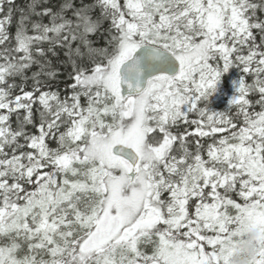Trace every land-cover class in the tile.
<instances>
[{
  "label": "snow or ice",
  "instance_id": "1",
  "mask_svg": "<svg viewBox=\"0 0 264 264\" xmlns=\"http://www.w3.org/2000/svg\"><path fill=\"white\" fill-rule=\"evenodd\" d=\"M250 232L264 264V0H0V264H233Z\"/></svg>",
  "mask_w": 264,
  "mask_h": 264
},
{
  "label": "clouds",
  "instance_id": "2",
  "mask_svg": "<svg viewBox=\"0 0 264 264\" xmlns=\"http://www.w3.org/2000/svg\"><path fill=\"white\" fill-rule=\"evenodd\" d=\"M256 233L250 232L243 244H241L240 249L237 251L233 258V264H251V259L253 258L255 252V240Z\"/></svg>",
  "mask_w": 264,
  "mask_h": 264
},
{
  "label": "trees",
  "instance_id": "3",
  "mask_svg": "<svg viewBox=\"0 0 264 264\" xmlns=\"http://www.w3.org/2000/svg\"><path fill=\"white\" fill-rule=\"evenodd\" d=\"M233 78H235V74H233ZM215 104L217 106H222V101L221 100H217V101H215Z\"/></svg>",
  "mask_w": 264,
  "mask_h": 264
}]
</instances>
